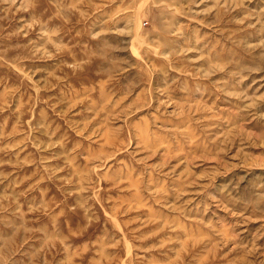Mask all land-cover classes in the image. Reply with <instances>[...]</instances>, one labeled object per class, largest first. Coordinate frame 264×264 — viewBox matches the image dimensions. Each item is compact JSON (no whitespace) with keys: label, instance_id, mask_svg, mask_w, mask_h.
I'll return each instance as SVG.
<instances>
[{"label":"rangeland","instance_id":"1","mask_svg":"<svg viewBox=\"0 0 264 264\" xmlns=\"http://www.w3.org/2000/svg\"><path fill=\"white\" fill-rule=\"evenodd\" d=\"M0 264H264V0H0Z\"/></svg>","mask_w":264,"mask_h":264},{"label":"bare ground","instance_id":"2","mask_svg":"<svg viewBox=\"0 0 264 264\" xmlns=\"http://www.w3.org/2000/svg\"><path fill=\"white\" fill-rule=\"evenodd\" d=\"M18 43V42H17ZM12 65H14V64H12ZM15 66V65H14ZM29 120V119H28ZM45 172V171H44ZM46 204V203H45ZM47 207V206H46ZM71 260V259H70ZM73 263V262H72Z\"/></svg>","mask_w":264,"mask_h":264}]
</instances>
